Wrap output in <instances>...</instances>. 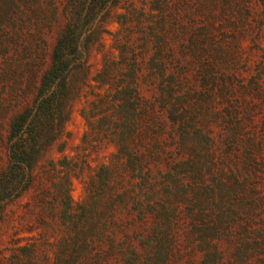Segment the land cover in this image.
Here are the masks:
<instances>
[{"label": "rangeland", "instance_id": "374dc122", "mask_svg": "<svg viewBox=\"0 0 264 264\" xmlns=\"http://www.w3.org/2000/svg\"><path fill=\"white\" fill-rule=\"evenodd\" d=\"M0 264H264V0H0Z\"/></svg>", "mask_w": 264, "mask_h": 264}, {"label": "trees", "instance_id": "16d2710c", "mask_svg": "<svg viewBox=\"0 0 264 264\" xmlns=\"http://www.w3.org/2000/svg\"><path fill=\"white\" fill-rule=\"evenodd\" d=\"M92 10L93 8H89L85 13L84 9H81L76 20L67 24L59 38L53 54V63L43 77L41 88L43 98L39 100V111L34 113L35 121L40 122L42 110L45 116L53 119L54 111L62 109L68 103L66 97L69 92L68 77L75 68L73 63L78 61V64L85 66L86 61L83 58L91 49L89 41L84 40V34L87 29L86 21L93 15ZM71 54L74 55L71 56ZM19 187L17 184L9 188L6 195H11L13 192L10 191H16Z\"/></svg>", "mask_w": 264, "mask_h": 264}]
</instances>
